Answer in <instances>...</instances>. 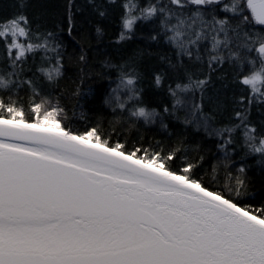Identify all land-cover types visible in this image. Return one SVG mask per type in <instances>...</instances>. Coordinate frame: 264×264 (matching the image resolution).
<instances>
[{
    "label": "snow or ice",
    "instance_id": "6c2138e0",
    "mask_svg": "<svg viewBox=\"0 0 264 264\" xmlns=\"http://www.w3.org/2000/svg\"><path fill=\"white\" fill-rule=\"evenodd\" d=\"M87 3L102 19L122 9L117 45L133 38L138 22H151L147 39H162L176 59L160 57L165 69L143 66V52L119 65L105 61L118 69L103 98L110 118L76 130V109L88 121L84 103L100 91H82L92 78L88 53L81 47L76 58L70 117L59 94L63 30L30 17V0H14L0 18V264H264V207L242 202L246 163L235 175L225 163L222 184L212 187L196 175L204 157L189 159L184 141L129 148L122 139L160 116L145 103V83L160 89L170 79L164 113L183 109V123L216 138L226 162L239 133L245 156L259 157L264 172V123L250 119L253 106L264 105V0ZM73 6L68 0L69 37ZM95 31L103 35L99 25ZM185 60L206 71L196 75ZM225 64L239 95H227ZM229 106L228 123L217 126ZM211 172L215 183L217 166Z\"/></svg>",
    "mask_w": 264,
    "mask_h": 264
},
{
    "label": "trees",
    "instance_id": "16d2710c",
    "mask_svg": "<svg viewBox=\"0 0 264 264\" xmlns=\"http://www.w3.org/2000/svg\"><path fill=\"white\" fill-rule=\"evenodd\" d=\"M30 2L31 7L28 10L30 17L41 19L45 26L53 31L63 30L61 35L66 45V75L59 81V94L64 97L62 102L69 107L70 117L71 110L76 104V100L71 98V93L79 83L77 79L79 65L76 58L80 54L81 47L88 53L92 78L85 80L81 86L82 91L87 93L89 87L100 89V91L86 98L84 107L89 116L88 121H81L79 119V109H76L77 117L71 123V126L76 130L83 131L85 127L95 123L97 118L101 120L106 117L110 118V109L103 106V98L108 89V77L115 81L118 69L105 67V61L119 65L133 54L139 55L143 52V66L165 69L166 65L160 61V57L166 56L173 61L176 59L171 46L162 39L158 42L147 39L152 33L151 22H138L133 38L117 45L115 39L120 31V15L122 13V9L119 7H116L108 18L102 19L93 11L87 0H74L72 9V23L74 26L72 36L69 37L67 35L69 24L68 0H30ZM13 3L14 0H0V18L7 17L14 11ZM98 25L103 29L102 36L96 34L95 29ZM185 65L194 71L196 75L206 71V67L193 65L187 60H185ZM221 72L227 73L229 77L227 82L230 87L227 95L230 96L233 93L239 95L243 89L241 86L231 83L232 69L225 64ZM213 79H215V76ZM168 83H172V80L166 79L165 85L160 89L145 83V103L149 108H155L160 116L152 124L145 125L141 120L130 134L123 136L122 139L127 140L128 147L131 148L139 141L143 145H151L155 148L159 144L167 149L170 144L184 141L188 147L189 159L195 160L201 155L204 157V164L197 169L196 175L202 177L205 183L212 187H220L222 184L226 172L225 163H229L234 175L240 164L246 163L248 165L246 175L249 180V196L245 197L242 202L250 204L253 208L264 207V172L261 171L262 166L257 162L259 157L245 156L242 137L237 133L235 145L229 147L232 161L226 162L224 152L219 149V141L216 138H209L202 130L197 131L194 125L183 123L185 116L183 109L176 110L174 114L171 111L164 113L163 108L168 106L171 109L173 102V98L167 92ZM219 86L220 81H216V87L219 88ZM112 87H115V83L112 84ZM205 110L207 111V106ZM230 114L231 106L217 117V126L228 123ZM250 119L258 127L261 123H264V105H254ZM161 121L167 125V128L162 126ZM104 126L106 127V124ZM233 147L235 148L234 152L231 151ZM214 165L217 166L220 177L215 183L210 179Z\"/></svg>",
    "mask_w": 264,
    "mask_h": 264
}]
</instances>
